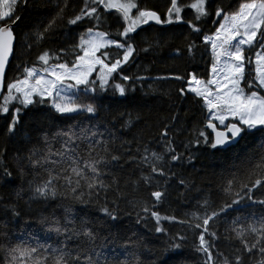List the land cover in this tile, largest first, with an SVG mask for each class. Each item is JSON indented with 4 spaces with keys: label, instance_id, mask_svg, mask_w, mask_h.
Returning a JSON list of instances; mask_svg holds the SVG:
<instances>
[{
    "label": "snow or ice",
    "instance_id": "1",
    "mask_svg": "<svg viewBox=\"0 0 264 264\" xmlns=\"http://www.w3.org/2000/svg\"><path fill=\"white\" fill-rule=\"evenodd\" d=\"M29 3L30 0H0V94H3L0 118L5 121L4 137L11 139L20 135L29 113L34 114L33 127L39 133L37 136H26L25 143L29 145L26 150H12L15 174L8 164L9 150L6 144L0 143V186L9 187L21 181L12 189L14 200L0 203V211L12 219L19 218L21 211L14 201L24 198L26 190L23 182L30 173L39 175L36 169L43 168L46 173L44 179L39 183L27 181L30 201L60 199L85 206L96 205L108 220L117 221V201L126 199L127 181L121 187L120 177L114 169L122 170L123 164L129 167L135 165L136 168L143 165L149 169V173L141 172L139 179L132 181V184L135 187L142 181L149 187L156 186L157 190L150 192L153 198L151 206L147 202L134 200H128L127 203L133 210L139 208L137 223L151 217L155 221L154 231L168 236L165 247L151 264H160L164 257H169L171 264H189L196 260L192 255H185L189 249L188 237L183 234L168 235L162 221L176 222L197 230L194 231L195 239L190 247L191 252L202 254L199 264H264V216L254 223L235 226L239 221L237 218L232 222L233 226L226 229L234 236L224 235L223 239L228 242L238 240L240 244L232 250L231 258L217 246L221 236L211 227L221 213L238 205L245 197L253 204L264 206V199L253 196L257 189L264 191V156L255 165L259 172H251L247 182L241 183L244 196L236 192L231 203L221 205L219 211L213 209L211 212L205 211L203 215L192 213L190 220L162 216L153 209L163 203L168 180L175 175L168 165L181 163L184 154L177 152L171 139H166L170 134L168 125L160 133L163 152L150 150L146 145L141 150L139 125L144 117L140 110H128L126 105L129 95L136 89L122 82H113L114 74H119L121 81L145 79L122 73L123 66L129 64L137 52L132 43L135 38L133 34H138V30L144 26L185 24L192 33L201 35L203 43L210 48L212 62L209 78H200L195 71H177L169 76L156 77L157 80L183 82L185 86L178 88L177 94L182 98L189 94L194 100L198 98L209 114L203 128H193L194 139L188 140L184 148L195 147L199 151L206 147L227 151L234 142L253 133V130L264 133V0H238L235 6L231 0H191L190 3L168 0L162 12L141 6L139 0H84L79 13L68 18L66 23L78 26L87 21L93 27H88L80 35L78 43L72 46L75 59L71 65L60 62L59 55L46 50L37 56L39 66L37 63L31 66L25 64L23 67L16 64L20 76L8 79L14 70V46H19L14 31L21 21L17 6L23 8ZM67 7L68 2L64 0L63 7L58 6L43 28L33 33L37 40L50 38ZM186 8L193 10L192 19L185 20L183 14ZM107 14H114L113 18L120 25L114 34L96 30L107 22ZM201 23L218 26L211 34H207L202 33ZM111 35L121 39L110 38ZM145 42L149 46L140 49L143 52L152 47L149 40ZM25 47L30 49L31 44ZM197 47L194 40L186 43V52L192 60L195 59ZM110 48L117 50L115 56L106 50ZM179 51L177 49L178 54ZM93 73H96L95 78ZM78 93L91 94L93 101L80 103ZM52 113L56 114V118L68 121L76 120L82 113L91 114L90 118L97 117L98 113H106L111 127L105 125L104 131H100L99 124L93 127L80 125L77 131V124H69L66 128L49 133L45 128L48 121L53 119ZM172 120L175 121L176 116ZM125 135H132V139H124ZM53 141L60 143L55 151ZM187 159L190 162L191 156ZM234 180L235 177L227 182L225 192L232 191ZM179 183L187 186L188 182L180 179ZM110 194L113 199L109 201ZM3 200L4 197L0 196V202ZM204 205L208 206L207 200ZM65 211L64 224L48 216L40 217L39 222L55 225L50 231L63 233L67 239L81 236L94 243L98 233L88 227L86 222H82L84 226L77 231L73 226L75 220L68 218L71 210ZM4 227H7V222ZM0 236L7 240V231H0ZM0 251L5 253L0 264H80L81 261L79 252L70 249L67 243L59 247L36 246L26 242L9 243ZM86 260L87 264H100L99 260L93 261L91 256H87ZM135 264H143V261L137 259Z\"/></svg>",
    "mask_w": 264,
    "mask_h": 264
},
{
    "label": "trees",
    "instance_id": "2",
    "mask_svg": "<svg viewBox=\"0 0 264 264\" xmlns=\"http://www.w3.org/2000/svg\"><path fill=\"white\" fill-rule=\"evenodd\" d=\"M68 7L65 8L63 16L57 21L58 27L56 31L48 39L37 40L33 33L43 28L54 14L57 7H63L64 0H30V3L21 8L17 6V10L21 16L18 27L14 28L17 35V45L15 47V60L12 63L13 71L8 79H14L20 76V72L16 69V64L23 67L25 64L31 66L37 63V56L43 51H50L53 55L61 57L60 62H71L75 59L71 51L73 45L78 43L80 35L86 31L88 27H93L92 23L87 21L81 22L78 26L67 25L68 18L78 14L83 7L84 0H67ZM183 3H190L191 0H182ZM238 0H231L233 6ZM141 6L163 11L168 0H139ZM114 14H107V22L96 28L98 31H106L114 34L120 25L113 18ZM185 20L193 18V10L186 8L184 11ZM195 22V21H194ZM202 33L211 34L215 30L212 23H201ZM132 43L137 49L129 64L124 65L122 73L133 77H144L142 80L121 81L119 74H114L113 82H122L126 86L131 85L136 89L131 93L126 101L128 110L137 109L143 114L144 120L139 125L141 150L143 146H147L150 150L163 152L164 145L160 136L165 125L169 126V137L173 141V146L178 153L184 154L181 163H173L168 165L174 176L168 180L166 190L167 195L163 203L159 204L155 211L160 212L162 216H176L179 219H191L192 213L203 215L205 211L211 212L213 209L219 211L221 205L231 203L236 192L241 191V183L247 182L251 172H259L255 165L260 162L264 156V133L259 130H253V133L245 136L243 139L228 147L227 151H216L202 147L199 151L195 147L189 149L184 148V144L188 140L194 139L193 128H203L206 118L209 115L204 109L202 101L193 99L192 95L182 98L177 94V89L184 87L183 82L175 80H157L156 77L169 76L177 71L185 73L187 71H195L200 78L208 79L210 66L212 62L210 48L202 41V36L192 33L185 24H176L171 26H145L138 30V34ZM110 38L121 39L115 35ZM187 38V39H186ZM152 43L149 51L143 52L140 49L148 47L145 40ZM188 40H194L197 44L195 59L192 60L186 52V43ZM31 44L30 49H26L25 45ZM64 49L65 51H61ZM179 49V54L177 53ZM113 56L116 54L115 48L106 49ZM105 51V50H102ZM55 62V61H53ZM247 71V69H246ZM95 78V76L93 77ZM247 79V77H246ZM147 93V94H146ZM264 94V92H262ZM93 101L91 94L79 95L80 103H90ZM2 102V100H1ZM33 113H29L24 122V129L21 134L15 138L4 137V123L0 118V143L6 144L8 152V164L15 174V163L12 161L13 149H27L29 146L25 143L27 135L37 136L33 127ZM75 115V114H73ZM53 119L48 121L45 131L53 133L60 128H66L69 124H77L79 126L93 127L99 124L100 131H104V126L111 127L107 122L106 113H98L97 117L90 118L91 114L82 113L77 116L76 120L68 121L62 118H56V114L52 113ZM176 116L173 121L172 117ZM210 132L209 129H206ZM107 139V137H105ZM124 139L131 140L132 135H125ZM119 141H117V145ZM60 147L59 141H53V150ZM117 151L120 149L114 146ZM83 149V145H81ZM135 152V145H133ZM191 156V161L187 159ZM56 157H53L55 159ZM167 160L168 157L166 156ZM123 164V161H121ZM120 177L121 187H124L127 181L125 191L126 199L118 200L119 219L117 221L108 220L103 213L98 211L96 205H81L71 200L30 201L28 199L30 193L27 191L28 180H35L39 183L46 177L43 168L36 169L39 175L30 173L23 182L25 188L24 198L15 200L21 211V216L12 219L5 216L0 211V231H7L8 239L0 236V248H4L9 243L26 242L36 246L51 245L59 247L62 243H67L70 249H76L80 256V264H87L86 257L91 256L93 261L99 260L100 264H135L138 259L143 264H151L161 249L165 247L167 235L156 233L154 231L155 221L151 217L137 223L136 213L139 208H133L127 203L128 200H134L139 203L147 202L149 206L153 201L150 192L157 190L156 186L151 187L145 185L142 181L134 187L132 181L139 179L141 172L149 173L146 166L136 168L135 165L129 167L123 164V169H114ZM235 177L232 191L225 192L227 182ZM162 179V178H160ZM180 179L187 181V186L179 183ZM21 181H16V185ZM0 186V196L4 200L0 203H9L14 200L13 187ZM254 198L264 199V191L257 189L253 193ZM239 199V197H235ZM109 201L113 199L110 194ZM208 201L205 207L204 201ZM27 201V203H25ZM66 209L71 210L69 219H74L73 225L79 231L86 222L88 227L93 228L98 236L94 243H90L86 238L81 236H73L67 239L65 234L57 233L51 228L55 225L39 222L40 217L48 216L65 223ZM131 212L132 215H128ZM147 216V214L141 213ZM264 216V206L253 204L247 198L242 199L238 205H233L226 212L220 214L214 224L211 225L213 230L218 232L221 239L217 241V246L226 255L231 258L232 250L239 247L238 240L231 242L223 239L224 235L234 236V233L226 232L233 226L232 222L239 218L237 225L240 223L247 225L254 223ZM7 222V227L4 223ZM163 226L168 230V235L183 234L188 237L187 244L189 249L185 251V255H192L196 260L190 261L189 264H199L202 254L191 252V245L195 239L194 229H189L187 225H181L176 222L162 221ZM207 238V237H206ZM251 238V237H249ZM5 253L0 251V262L3 261ZM171 256V254H169ZM171 264L169 257L161 259L160 264Z\"/></svg>",
    "mask_w": 264,
    "mask_h": 264
},
{
    "label": "water",
    "instance_id": "3",
    "mask_svg": "<svg viewBox=\"0 0 264 264\" xmlns=\"http://www.w3.org/2000/svg\"><path fill=\"white\" fill-rule=\"evenodd\" d=\"M144 27H145V26H144ZM16 43H17V41H16ZM15 47H16V46H14V48H15ZM2 95H3V94H0V102H1V100H2ZM209 130H210V129H209ZM210 132H211V130H210ZM237 141H238V140H237ZM237 141H236V142H237ZM236 142H234V143H236ZM234 143H233V144H234Z\"/></svg>",
    "mask_w": 264,
    "mask_h": 264
},
{
    "label": "rangeland",
    "instance_id": "4",
    "mask_svg": "<svg viewBox=\"0 0 264 264\" xmlns=\"http://www.w3.org/2000/svg\"><path fill=\"white\" fill-rule=\"evenodd\" d=\"M103 50V49H102ZM246 55H248L249 53L246 51V53H245ZM98 55H99V53H98ZM96 75V73H93V77ZM78 95H80V93H78ZM222 127V126H221Z\"/></svg>",
    "mask_w": 264,
    "mask_h": 264
}]
</instances>
